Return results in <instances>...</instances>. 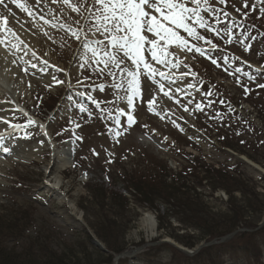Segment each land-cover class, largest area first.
<instances>
[{
	"label": "rangeland",
	"instance_id": "obj_1",
	"mask_svg": "<svg viewBox=\"0 0 264 264\" xmlns=\"http://www.w3.org/2000/svg\"><path fill=\"white\" fill-rule=\"evenodd\" d=\"M19 2L34 11L35 19L17 8L11 0H5L11 12L0 5V24H3V17H7L8 26L13 27L20 36L24 35L25 43L36 53V57H32L31 53L25 55L24 51L15 52L11 56L15 61L11 67L15 71L14 76H7L0 68V78L6 75L5 82L0 79V117H4L2 111L7 109L12 123H27L26 117L16 108L23 106L37 120L48 123L47 135L58 147L65 143V139L75 141L74 164L60 171L62 184L57 189L49 186L51 182L45 183V166L51 160L48 149L42 150L41 161L30 163L16 160L12 149L8 155L0 157V248L8 252V257L21 253L18 259L26 258L28 255L23 253L24 248L30 247V239L35 236L41 237V242L49 240L48 247L58 254L62 252L70 256L73 252L81 259L86 256L96 260L107 257L106 242L95 234L90 223L96 229L99 225L100 233L110 244L122 246L123 251L128 252L145 243L164 239L183 246V242L195 243L201 236L200 231L188 228L173 217L170 210L175 207L169 210V205L160 204L161 194L169 200L175 197L172 203L175 200L176 203L181 200L184 203L185 198L190 199L194 202L193 206L199 208L203 204L208 208L207 212L210 210L223 217L232 215L228 205L234 199V206L246 208L243 216L251 224L256 225L264 218V174L239 159L245 157L264 171V88L256 87L264 83V36L260 35L264 33V16L257 18V13H250L244 26L235 29L231 44H226L214 33L201 30L206 39H211L218 46L212 53L218 61L221 55H225L231 58L229 71L234 67L243 69L237 75L251 89L248 95L237 85L235 76L229 75L223 67L213 65L210 59L199 54L175 52L172 45L169 46V51L173 52L170 59L180 61V66L173 70L153 66L166 74H175V82L170 85L173 99L165 97L158 84L141 76L142 96L146 88H151L160 114L148 110L147 104L142 103L133 113L135 123L131 127L127 126L126 116L121 117L123 127L120 130L123 134L117 137L114 132L119 126L115 125V116L118 109L124 108V103L115 101V96L124 93L108 91L110 77H101L91 69L78 70L83 53L79 42L66 30L70 26L73 30L83 28L87 31L90 21L85 18L90 13L85 9L91 7L92 0H69L70 4L80 7L79 13L73 12L60 0L56 3L52 0ZM210 3L229 12L237 18V22L242 19L235 8H242L244 0H225L224 5L219 4V0H210ZM260 6L256 3L257 8ZM242 11L247 9L242 8ZM40 15L58 27L45 24L44 20L39 19ZM210 22L214 23V20ZM61 24L66 27L60 28ZM253 24L255 28L251 26ZM245 30L257 39L251 40L249 37L241 43V33ZM200 44L203 45V42ZM37 57L54 67H48L40 76L36 69L31 68L32 63L40 64ZM23 68H28L27 74L22 71ZM56 68L64 71L58 72ZM257 69L261 75L250 82L244 73L256 75ZM181 73L189 74L180 79ZM191 73H195V77ZM52 75L64 83L48 86ZM77 79L82 83L77 84ZM155 79L159 80L160 77ZM165 83L167 87V81ZM188 83L196 84L199 91L188 89ZM99 84L106 85L104 92L96 89L95 86ZM178 86L184 91H176ZM208 90L212 95L206 97ZM80 92H90L101 103L103 111L92 104L86 95H79ZM143 99L147 100V96H143ZM189 99L192 100L191 104L187 103ZM221 99L225 101L224 104L219 103ZM12 101L17 106H10L14 105ZM210 101H215L211 107H205L203 111L194 110L196 103L206 106ZM81 104L93 113L91 118L87 113L79 112L78 105ZM56 105L55 111L50 112ZM182 105H187L189 111L185 112ZM229 106L232 111H229ZM73 121L81 126L76 128ZM110 128L113 131H109ZM73 131L82 140H77ZM11 136L29 150L36 144L44 143V137L36 127H27ZM200 166H209L222 173L206 175ZM48 179L53 180L51 176ZM127 179L151 181L153 186H159L160 181L166 179V184L163 182V187L158 188L143 183L144 189H140L147 194L138 195L140 192L132 188ZM185 183L191 186L190 190L177 189L176 186ZM110 191L118 195L110 196ZM135 195L138 198L148 195L146 198L154 199L156 208L140 203ZM61 199H64L63 203H60ZM67 202L75 205V216L81 223H67L71 213ZM148 211L156 222L157 230L153 236L144 231L139 221ZM190 236L193 240L189 239ZM175 250L168 244L154 245L128 258L126 264H264V229L257 233L237 235L209 251L203 250L198 259H187ZM30 256L34 259L28 257L29 260H26L29 264L43 262L37 256Z\"/></svg>",
	"mask_w": 264,
	"mask_h": 264
},
{
	"label": "snow or ice",
	"instance_id": "obj_2",
	"mask_svg": "<svg viewBox=\"0 0 264 264\" xmlns=\"http://www.w3.org/2000/svg\"><path fill=\"white\" fill-rule=\"evenodd\" d=\"M38 2L39 0H37ZM52 2L56 3L57 0H52ZM11 3L26 12L29 17L35 19L34 11L30 10L28 6L20 3L19 0H11ZM60 3L68 5L73 12H80V7L70 4L69 0H60ZM256 3L261 6L257 8ZM219 4L224 5L225 0H219ZM0 5L11 12L9 5L5 4V0H0ZM242 8L247 9V11H242ZM242 8H235V11L242 17L238 23L237 18L231 16L229 12L213 7L210 0H92L91 7L85 9L90 13L89 17L85 18L90 21L87 31H84L83 28L73 30L70 26L66 30L70 31L75 41L79 42L83 53V61L78 64V70L91 69L93 73L101 77H110V84L107 85L108 91L116 90L124 93L115 96V101L124 103V108L118 109V114L115 116V125L119 126L114 132L115 136L119 137L123 134L120 130V127H123L121 117L126 116L127 126L131 127L135 123L133 113L142 103L147 104L148 110L156 112L157 115L160 114L157 111L159 104L152 95L151 88H146L143 96H147V100L143 99L140 88L141 76L158 84L163 95L169 100L173 99L174 93L170 95V92H172L170 85L175 82V74H166L153 66V64L160 65L170 70L180 66V61L174 62L170 59L173 52L169 51V46L172 45L175 46V52L185 51L199 54L210 59L213 65L223 67L224 71L229 72V75L235 76L237 85L243 88L245 95L249 94L251 89L248 85L243 84L239 75H237L243 69L234 67L232 71H229L228 65L231 58L221 55L218 61L212 55L218 46L211 39H206L201 32L203 30L204 32L214 33L226 44H231L235 29L244 26V22L248 19L250 13H257V18L264 16V0H244ZM51 14V10H49V15ZM39 19L44 20V23L49 24L52 28L58 27L51 20L45 19L43 15H40ZM213 20L214 23L210 22ZM3 24L5 27H0V45H3L6 51L13 52V54L24 51L25 55L31 53L32 57H36V53L29 48L20 34L13 27L8 26L7 17H3ZM251 26L255 28L254 24ZM21 27L23 26L21 25ZM59 27L65 28L66 26L61 24ZM241 35L243 36L241 43L249 37L251 40L257 39L256 36L246 30ZM260 35L264 36V33H260ZM9 36L11 39H8ZM200 42H203V45ZM21 45H23V48H21ZM247 47H250V45L246 46L245 50H247ZM20 59L23 60V57H20ZM236 59L239 60V57H236ZM37 60L43 65L42 71L48 67H54L49 65L48 61H40L38 57ZM25 63H29V61H25ZM36 67V63L31 64V68L35 69ZM184 67H187V65H184ZM22 71L27 74L28 68H23ZM56 71L61 72L64 70L56 68ZM188 74L181 73L180 79ZM191 74L195 77V73ZM244 75L250 82H254L261 73L257 69L256 75L248 72H245ZM157 76L160 77L159 80L155 79ZM84 79H89V77H84ZM165 81H167V87ZM63 83V80L52 75L48 86ZM81 83L82 81L77 79V84ZM69 87H72V85L69 84ZM95 87L101 92L106 90L105 84H99ZM256 87L264 88V83L257 84ZM187 88L199 91L197 85L193 83H188ZM176 91L183 92L184 90L178 86ZM78 94L81 96L86 95V98L92 104L97 108H101V103L90 92L87 94L80 92ZM185 95H188V93H185ZM211 95V90L205 92L206 97ZM69 100H71V97H69ZM176 103L180 104V101L176 100ZM187 103L191 104L192 100L189 99ZM214 103L215 101H210L206 106L196 103L194 110L203 111L205 107H211ZM219 103L224 104L225 101L221 99ZM182 106L185 112L189 111L187 105ZM78 110L80 113H87L89 118L93 115L82 104L78 105ZM232 110L229 106V111ZM101 111H103L102 108ZM217 115H220V113L217 112ZM109 117H111V113H109ZM0 120L13 129L21 128L19 124H9L8 120L3 117H0ZM35 123L36 121L33 119L28 120L29 126ZM73 123L75 122L73 121ZM173 124H175V121H173ZM80 126L79 123H75L76 128ZM39 127L41 129L45 128L43 124H40ZM176 127H179V125H176ZM109 131H113V129L110 128ZM60 134L57 133V135ZM44 135H47L46 131ZM73 136H76L74 131ZM4 139L5 137L0 134V142ZM76 139L82 140V137L76 136ZM0 147H3L2 143H0ZM3 151L8 152L9 149L3 147ZM93 153L97 154L95 150H93Z\"/></svg>",
	"mask_w": 264,
	"mask_h": 264
},
{
	"label": "trees",
	"instance_id": "obj_3",
	"mask_svg": "<svg viewBox=\"0 0 264 264\" xmlns=\"http://www.w3.org/2000/svg\"><path fill=\"white\" fill-rule=\"evenodd\" d=\"M200 168H202L206 175L209 173H220V170H216L213 169L212 167L209 166H200ZM222 173V172H221ZM208 178V177H207ZM126 181H129L131 183V187L136 189L137 192H140L138 195H141V193L147 194V192L143 187V183H147L150 184L151 186H153V184L151 183V181H144V180H138V181H134L132 179H127ZM164 184H166V179L163 180ZM162 181H160V185L156 186L154 185L153 187H163ZM169 185V187L174 188V185L171 184H167ZM177 189L181 190L182 188H185L186 190H190L191 186L188 185L187 183L183 184L182 186H176ZM197 187V186H196ZM195 187V188H196ZM129 187H127L128 189ZM142 188V189H140ZM116 197L118 195V193L116 192H112L110 191V196ZM137 197V201H139L142 204H149L150 206H152V208H154L155 204H154V199H147L146 197H148V195H145L146 197L142 198L139 197L137 195H135ZM159 201L160 204H166L167 206L169 205V210L174 208L172 211L173 217L177 218L178 221H180L182 224L186 225L188 228H192L195 230H199L200 231V238H197L196 242L194 243H189V242H183L185 244V246L188 247H193L196 245L197 242H200L204 239L210 240L212 238H217L220 239V237L225 236L226 234L232 232L235 229L238 228H242V227H246V228H254L256 227V225L251 224L250 222H248L247 220L244 219V211H246V208H244L243 206H239V208L237 206H234V199L230 200L229 205L231 207V212L232 215H225L223 217V215H219V214H214L212 211H206V209L208 210L207 207H203L204 205L202 204L201 206L195 207L193 206L194 202L190 199H184V203L183 201H179L178 203H176L177 200L174 201V203H172V200L175 199V197L171 200L168 199L167 196H164L163 194L160 195L159 197ZM232 203V204H231ZM177 204H180V206H178ZM157 206V205H156ZM155 206V208H156ZM181 207V208H180ZM249 207V206H248ZM247 207V210H248ZM158 209V207H157ZM159 210V209H158ZM168 210V211H169ZM175 212V213H174ZM90 225L93 227V229H95V234L98 235V237L100 239H102L104 242H106L105 244L107 245V249H108V256L104 257V258H99L98 260L96 259H90L86 256H84V259H81L80 257H78L75 253L71 252V255H67L65 253H56L54 250H51L48 244L49 240L46 239V242L44 240H42L41 242V237L39 236H35L32 237V239H30V242H32V244L30 245V247H25L24 248V254L28 255L26 256V258L24 259H18L19 257H21V253H18L19 257L17 254H14L13 256L8 257V252L2 248H0V264H29L30 262H27L28 257L34 259L33 257L30 256V254L37 256L38 258H41L43 262H41V264H103V263H111L113 260V255L115 253H120L121 251H123V247L119 246V245H112L110 244L109 240L103 235V233H100V227L98 225L97 229L94 228L95 226L90 223ZM263 228H261L259 231L263 230ZM244 234H250L249 232H243L240 235L243 236ZM191 240H193V237L190 236ZM212 247H208V248H204L203 250H210ZM29 251V252H27ZM180 253V252H178ZM181 254V253H180ZM200 255V254H199ZM199 255L195 256V257H186L187 259H198ZM27 259V260H26ZM23 260V261H21ZM123 262V261H121ZM33 264H35V262H33Z\"/></svg>",
	"mask_w": 264,
	"mask_h": 264
},
{
	"label": "bare ground",
	"instance_id": "obj_4",
	"mask_svg": "<svg viewBox=\"0 0 264 264\" xmlns=\"http://www.w3.org/2000/svg\"><path fill=\"white\" fill-rule=\"evenodd\" d=\"M3 25V24H2ZM0 24V27H5L2 26ZM23 35V34H22ZM22 39H24V35L23 37L21 36ZM8 39H11V37L9 36ZM25 40V39H24ZM15 53L13 54V52H9L6 51L3 45H0V68L4 71V73L8 76V75H12L14 76V70L11 68L13 63L12 57L14 56ZM43 66L41 64H37L36 72H38L41 76V74L43 73V71L41 70ZM6 75H2V77L0 78L2 80V82H5V78ZM43 78L45 77V79H47L46 76H42ZM1 88V86H0ZM12 103L15 104L14 101H12ZM11 104V103H10ZM10 106H16V105H10ZM3 118L6 120L10 119V115H9V110H3ZM40 124H43L42 122L38 121L35 123L36 126H39ZM12 132L13 129L11 127L8 126V124L3 123L2 120H0V134H2L5 139L0 142L2 143L3 147H11L12 143H19L20 141L12 138L11 134H13ZM44 143L43 144H39V145H35L34 147L30 148V150L28 148H25L22 143L21 144H16L14 146V154L16 157V160H18L19 162H24V163H29L31 161H41V154H42V150L44 149H48L51 153V160L48 161L49 163L45 166V172H46V179H47V183L51 182L52 184L49 185L50 187L53 188H59L62 184V176L60 171L64 170V169H68L71 168L74 164L73 162V150H72V139H68L65 141V143L63 145H61V147H58L56 145V143L54 142V140H52L51 138L46 139V137L44 136ZM3 147H0V157L2 156V154H4L3 152ZM9 152V151H8ZM12 152V153H13ZM52 177L53 180H49L48 177ZM64 199L60 200V203H63ZM68 203V209L71 211L70 213V217H67V223L70 221H75V205L73 203L67 202ZM141 227H143L144 231H146V233H148L149 236H153L155 235L157 228H156V222L154 220L153 214L148 211L145 212L143 214V216L141 217V219L139 220Z\"/></svg>",
	"mask_w": 264,
	"mask_h": 264
},
{
	"label": "water",
	"instance_id": "obj_5",
	"mask_svg": "<svg viewBox=\"0 0 264 264\" xmlns=\"http://www.w3.org/2000/svg\"><path fill=\"white\" fill-rule=\"evenodd\" d=\"M254 168H256L258 170L257 167L251 165ZM260 172H262L261 170H259ZM264 225V219L259 223V225L256 226L255 229H247V228H241V229H236L235 231L223 236L219 241L216 240L215 238L211 241H208V242H203V243H200L199 245H197L194 250H190V249H187L175 242H172V241H169L167 239H164V240H160L158 242H155V243H147L145 245H142L141 247H138L136 248L132 253H136V252H141L145 247H147L148 245L150 244H160V243H169L171 244L172 246H174L175 248H177L179 251H182L183 253L187 254V255H194L196 254L197 252H199L201 248L205 247V246H210V245H213V244H217V243H220V242H224V241H227L229 239H231L232 237L236 236V234H238L239 232H242V231H256L258 230L259 228H261L262 226ZM131 253H128V252H123V253H120L118 256H117V259L118 260L119 258L121 257H124V256H130Z\"/></svg>",
	"mask_w": 264,
	"mask_h": 264
}]
</instances>
